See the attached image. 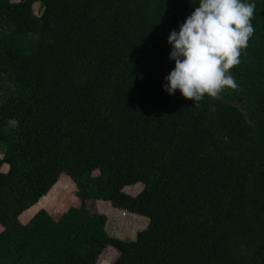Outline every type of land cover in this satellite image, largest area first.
Returning <instances> with one entry per match:
<instances>
[{
  "label": "trees",
  "instance_id": "trees-1",
  "mask_svg": "<svg viewBox=\"0 0 264 264\" xmlns=\"http://www.w3.org/2000/svg\"><path fill=\"white\" fill-rule=\"evenodd\" d=\"M190 13L186 0H0V264H100L110 249L111 264H264V0L230 69L238 87L198 108L162 90L167 36ZM64 175L79 206L22 222ZM98 201L147 228L109 236Z\"/></svg>",
  "mask_w": 264,
  "mask_h": 264
},
{
  "label": "clouds",
  "instance_id": "clouds-1",
  "mask_svg": "<svg viewBox=\"0 0 264 264\" xmlns=\"http://www.w3.org/2000/svg\"><path fill=\"white\" fill-rule=\"evenodd\" d=\"M255 7L254 0H198L167 36L174 67L163 78L162 90L169 96L178 91L198 108L205 97L218 99L223 91L236 89L230 69L240 64L254 34ZM8 123L15 127L18 121Z\"/></svg>",
  "mask_w": 264,
  "mask_h": 264
},
{
  "label": "rangeland",
  "instance_id": "rangeland-1",
  "mask_svg": "<svg viewBox=\"0 0 264 264\" xmlns=\"http://www.w3.org/2000/svg\"><path fill=\"white\" fill-rule=\"evenodd\" d=\"M12 1L19 2L20 0ZM186 1L191 11L198 5V0ZM254 2L256 5L255 12H259L262 6V0H254ZM33 7L37 15H40L43 12V4L41 2L35 3ZM237 105L241 108L243 106V102L239 101ZM4 149V144L0 141V159L3 158ZM1 171L6 173L8 171V166L3 165ZM143 189L144 186L142 184H136L126 187L125 192L129 195L137 196L143 191ZM51 190V192L27 214L24 220L21 219L22 222H27L29 218L40 210H46L52 217L58 218L69 208L79 206L80 202L77 194V187L71 177L66 175L62 176L60 181L55 187L53 186ZM95 205L98 212L109 214L107 232L111 237L122 240H134L137 233L146 229L148 226V219L126 211L112 209L110 204L107 202L98 201ZM1 230L2 228L0 227V231ZM116 257L117 252L110 249L107 256L105 259L103 258L100 264L104 262H106L105 264H111V260H114Z\"/></svg>",
  "mask_w": 264,
  "mask_h": 264
}]
</instances>
